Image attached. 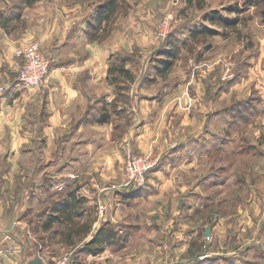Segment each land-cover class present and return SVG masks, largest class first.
<instances>
[{"label":"rangeland","instance_id":"rangeland-1","mask_svg":"<svg viewBox=\"0 0 264 264\" xmlns=\"http://www.w3.org/2000/svg\"><path fill=\"white\" fill-rule=\"evenodd\" d=\"M29 1L0 0L4 31L16 37L28 35L30 38L22 45L37 43L48 55L46 50L52 46L50 41L54 45L61 42L57 30L58 26L64 25L68 28L66 37L76 33V29L80 31L82 25L91 34L96 30L94 35L98 32L100 42L110 39L117 43L126 37L131 40V53L110 55L107 63V79L113 91L116 92V88L111 80L117 74L109 77L108 69L113 63L122 61L123 56H130L127 59L134 69L133 80H124L123 89L134 92L138 85L154 86V94L167 89L163 99L165 103L171 102L168 107L171 111L163 112L162 100L159 112L163 115L158 119L160 136L154 145L155 152L135 151L131 139L133 131L121 144L124 149L128 144L129 150L138 157L156 159L145 175L144 185L123 188L126 175L120 158L115 165L116 170L123 167L120 180L110 177L109 181H104L99 177L93 182L101 186L116 185L113 188L118 192L130 195L131 205L126 207L131 213L128 224L142 233L132 243L137 246L147 242V264H227L230 260L234 263V258L227 252L237 250L239 264H264V234L259 236L262 231L264 233V0H37L31 5ZM213 14H216V20L210 21ZM50 36H53L52 40ZM166 48L174 51L175 56L171 58L172 69L166 76H161L154 67L164 58L161 54ZM105 83L101 81L98 85L106 86ZM174 92L173 97L166 99ZM189 96L195 99V109L189 108ZM122 101L126 103L124 99ZM207 105L210 110L204 108ZM38 107L39 110L40 105ZM117 112L124 118L127 128L136 127L138 119L133 106ZM149 112L152 111L147 114ZM210 114L215 119L221 117V123L206 129L204 117ZM35 134L38 135L36 130ZM189 135L194 136L182 140ZM221 138L225 142L220 148ZM33 145L35 148L38 143ZM179 146L183 150H179L180 155H175ZM43 164L44 161L37 157L34 164L23 160L20 166H36L39 170ZM208 174H213L211 180ZM26 175L29 174L25 173L28 178ZM29 176L30 182L35 180L39 189L44 188L41 174ZM15 177L12 175L13 181ZM25 177L15 180L20 188L26 184ZM90 180L82 181L88 184ZM220 183L222 187L214 186ZM261 186L262 190H258ZM143 189L148 195L143 196ZM238 189L242 202L236 205L232 197ZM194 191L199 192L201 198L193 197ZM204 195L211 199L212 206L205 207ZM250 195L256 197L253 205L248 203ZM1 197L0 192V200L4 199ZM189 197L193 198L190 199L192 218L180 225L185 209L182 204H188ZM221 197L224 199L220 200ZM39 198L42 201L44 194L41 193ZM102 198L99 196L97 200L105 203ZM115 199L121 200L114 195L109 196L106 203L111 205ZM240 205L241 212L233 216ZM49 208L50 203L44 204L35 213L40 227L46 222ZM109 208L101 211L96 205L85 206L83 223L91 220L93 215L108 216ZM220 215L225 216L224 229L231 224L232 228L244 229L240 231L239 242H226L227 237L220 239V234L210 240L212 225H216L212 220L216 216L219 219ZM66 221L54 224L58 233L64 232ZM209 228L210 235L205 237ZM188 230L190 232L186 234ZM58 239L64 244L67 242L62 234ZM160 240L163 249L157 251L155 246ZM188 240L194 249L187 255L184 251L190 247ZM258 242L263 244V251L258 250ZM40 245L42 241L37 240L38 252L44 247L40 248ZM70 250L75 252L77 248ZM152 254L157 260L150 257Z\"/></svg>","mask_w":264,"mask_h":264},{"label":"crops","instance_id":"crops-1","mask_svg":"<svg viewBox=\"0 0 264 264\" xmlns=\"http://www.w3.org/2000/svg\"><path fill=\"white\" fill-rule=\"evenodd\" d=\"M85 27L87 28V26ZM66 29L68 28L65 25L61 28L58 26L57 31L60 32L58 37L61 36V42L54 45L50 41L52 46L46 50L49 53L46 55L50 57L51 65L45 82L40 88L30 89L17 81L13 67L15 50L22 45V42L30 41V38L28 35L16 37L8 34L4 31L0 19V192L3 196L1 198H4L0 200V243L4 242L20 248L21 254L14 257L16 261L13 260L19 264L32 258L38 251L37 240L42 241L44 246L40 245L42 250L39 252V256L45 264H56L58 258H61L65 253L70 254L68 264H147V242L144 241L137 246H133L132 243V240L142 236V233L138 228L134 229L128 224L131 213L126 207L131 205L130 195L118 192L117 188H113L116 185L101 186L102 184L93 182L99 177H102L104 181H109L110 177H116L117 181L120 180L122 176L120 172L123 167L116 170V160L120 158L124 162L125 149L121 147V144L132 131V146L135 151L140 153L155 152L154 145L158 143L160 136L157 128L158 119H161L160 116L164 111H171L168 109L171 102H167V104L163 99L167 89L154 94V86L140 87L138 85L134 87V92L125 90L117 95L108 83L107 63L110 55L131 53V40L124 37L117 43L111 42L110 39L100 42L97 37L99 36L98 32L94 35L95 30L91 34L86 31L83 25L80 31L76 29V33L66 37ZM52 37L50 36L51 40ZM127 58L122 57L125 69L134 74V69ZM101 81L106 82V86L98 85ZM132 92L135 94L134 96ZM175 94V92L173 95L168 94L166 99ZM189 99V108L195 109V99L192 96H189ZM162 102L163 109L160 105ZM39 105L40 109L38 110ZM180 105H184V103H180ZM130 106H133V111L138 119L136 127L133 129L132 126L126 127L123 123L124 118L119 116V112L115 113L116 110L121 111V109ZM160 108L163 110L162 114L159 112ZM204 108L210 110L208 105ZM104 110L108 112L110 118L108 122L101 124L97 120ZM150 110L152 112L147 114ZM150 113H152V117ZM221 119V117L215 119L212 114L209 117L205 115L204 127L208 129L218 122L221 123ZM188 120L195 123L192 119ZM117 127L119 131H117ZM35 130L38 135L35 134ZM193 136L189 135L182 140L193 138ZM35 142L38 143V146L34 148ZM223 142L225 141L221 138L218 147L221 148ZM182 148L179 146L175 155L177 153L180 155L179 150H183ZM37 157L44 161L43 167L39 170L36 166H31V168L20 166L23 160L29 161L31 165L34 164ZM35 172L42 175L40 177L45 183L43 189H39L40 186L34 184L35 180L30 182L29 175H34ZM25 173L29 174L26 175L28 178L25 177ZM12 175H16L14 181ZM210 175L213 174H208L211 180ZM23 177L26 179V184L23 183V187L20 188L15 180L18 181ZM88 178H91V184L82 181L88 180ZM214 186L222 187L223 184L220 183L219 186L214 184ZM257 189L262 190V186ZM72 191L76 198H82L83 201L79 211L73 217L76 227L77 221H81L80 225L83 224V219L86 217L85 206L94 207L96 205L98 207L100 204H103L104 207L110 206L108 216L101 218L99 214L95 217L93 215L91 220L87 221L90 231L85 236L81 233L79 236L73 234L68 238V231L71 227L70 220L64 222L65 230L61 233H58L54 228V224L59 221L51 223L48 227H40V220L35 217L38 207L50 203L51 208L53 203ZM240 191L238 189L233 192L232 200L237 202L236 205L242 202ZM41 193L44 194V198L39 201ZM194 194L193 197H200L199 192L194 191ZM114 195H117L121 200L115 199L111 205L106 203L109 196ZM146 195H148V191L144 190L143 196ZM99 196H103L102 199L105 203L100 199L97 200ZM190 199L193 198L189 197L188 204L185 202L182 204L185 209L182 211L180 225L186 224L187 220L192 218L193 204ZM223 199L220 198V200ZM255 199L256 197L251 196L248 203L253 205ZM197 200L200 199L197 198ZM203 200L205 207H208L209 204L212 206L211 199L206 195L203 196ZM241 206H237L233 216L241 212L239 209ZM50 208L46 213V220H48ZM51 215L57 216L58 213L54 212ZM217 217L212 220V222L216 221V225H212L210 240L214 235L220 234V239L227 237L226 242L228 240L239 242V237L242 234L240 231L244 229L232 228V224L227 225L228 227L224 229L225 216L220 215L219 219H216ZM234 219L237 220V218ZM63 220L60 219V221ZM103 224H107L106 226L113 229L114 239L100 244L103 251L96 255L81 252L84 243L91 240ZM188 232L190 230L186 234ZM61 234L67 239L66 244L58 239ZM263 234L262 231L259 236ZM189 240L190 247L184 251L187 255L194 249L193 243ZM262 240H264V235ZM256 245L258 250L263 251V244L258 242ZM155 247L157 251L163 249L161 240ZM76 248L75 252L70 250ZM227 255L234 258V263L228 259L230 261L227 264L240 263L238 250L228 251ZM150 257L157 260L156 255L153 257L152 254ZM6 264H11V262L7 261Z\"/></svg>","mask_w":264,"mask_h":264},{"label":"built area","instance_id":"built-area-1","mask_svg":"<svg viewBox=\"0 0 264 264\" xmlns=\"http://www.w3.org/2000/svg\"><path fill=\"white\" fill-rule=\"evenodd\" d=\"M15 61L13 67L17 75V81L23 86L30 89L40 88L46 80L50 69L51 59L46 56L41 47L37 43H29L21 45L14 52ZM155 158H147L146 156H136L135 153L129 150V145L126 144L124 165L126 179L123 185L124 189L141 187L144 185L146 173L155 165ZM98 208L104 210V205L100 204ZM21 250L16 245L0 243V264H6L10 261L11 264H19L14 259L19 256ZM70 254H64L56 264H68ZM162 264V263H154Z\"/></svg>","mask_w":264,"mask_h":264},{"label":"trees","instance_id":"trees-1","mask_svg":"<svg viewBox=\"0 0 264 264\" xmlns=\"http://www.w3.org/2000/svg\"><path fill=\"white\" fill-rule=\"evenodd\" d=\"M35 1L37 0H30L28 4L31 5ZM209 18L210 21H215L216 14H213ZM161 55H163L164 58L160 59L158 62V66H155L154 68L156 69L157 74H161V76H166L167 72H169L172 69L173 62L171 58L174 57L175 54L174 51H171V49L166 48V50ZM123 63L124 62L122 61H120L119 63H113L111 67L108 69L109 77L110 76L113 77L115 74H117V76H114L111 80L113 82L112 84L115 85L117 95L125 91V89L122 88L124 86L122 85V82H124V80L126 79H129L130 81L133 80L131 72L125 69ZM109 118L110 115L106 110H104L103 112L100 113L97 122L101 124L106 123L108 122ZM82 203H83L82 198H76L75 193L73 191L69 192V194H67L64 198L52 204L50 208V213L48 215V220H46L43 227L45 226L48 227L50 226L51 223L55 221H60V219H62L61 217H64L66 218L65 220L67 221L70 220L71 222V227L69 228L68 231V238L73 234H77V236H79L81 233L83 236L87 235L90 231V226L88 222L83 223L81 225L77 224V227H76V223H73L74 222L73 217L79 211ZM54 212H57L58 215L57 216L51 215ZM106 225L107 224L101 225L99 229L95 232V234L92 236V239L84 243V245L81 247V252L96 255L101 251H103V248L100 246V244H102L103 242H107L111 239H114L113 229Z\"/></svg>","mask_w":264,"mask_h":264},{"label":"water","instance_id":"water-1","mask_svg":"<svg viewBox=\"0 0 264 264\" xmlns=\"http://www.w3.org/2000/svg\"><path fill=\"white\" fill-rule=\"evenodd\" d=\"M210 235V228L206 230L204 236L208 237ZM23 264H45L44 261L41 259L39 256V252L37 251L34 253L33 257L30 258L29 260L23 262Z\"/></svg>","mask_w":264,"mask_h":264}]
</instances>
